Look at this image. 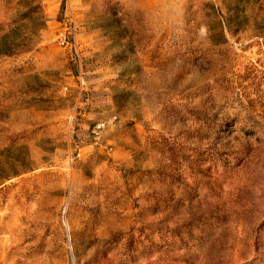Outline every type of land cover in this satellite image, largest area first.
<instances>
[{"label":"rangeland","instance_id":"374dc122","mask_svg":"<svg viewBox=\"0 0 264 264\" xmlns=\"http://www.w3.org/2000/svg\"><path fill=\"white\" fill-rule=\"evenodd\" d=\"M0 264H264V0H0Z\"/></svg>","mask_w":264,"mask_h":264},{"label":"built area","instance_id":"2783aa9c","mask_svg":"<svg viewBox=\"0 0 264 264\" xmlns=\"http://www.w3.org/2000/svg\"><path fill=\"white\" fill-rule=\"evenodd\" d=\"M60 43L63 45V44H65V41H64V39H60ZM97 127H99V125H97Z\"/></svg>","mask_w":264,"mask_h":264}]
</instances>
